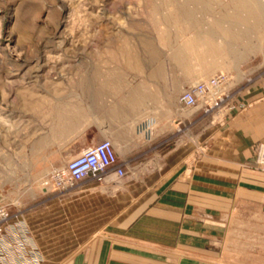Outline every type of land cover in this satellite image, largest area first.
<instances>
[{"label":"rangeland","instance_id":"rangeland-1","mask_svg":"<svg viewBox=\"0 0 264 264\" xmlns=\"http://www.w3.org/2000/svg\"><path fill=\"white\" fill-rule=\"evenodd\" d=\"M110 74L133 87L135 116L160 111L157 104L170 97L164 82L180 80L181 93L218 75L226 77L223 101L208 115L221 118L227 102L232 114H247L264 103V0H0V206L11 215L1 256H29L36 246L42 264V252L61 251L44 248L47 242L89 235L60 231V217L58 232L36 234L31 220L48 196L65 197L42 183L91 139L63 137V130L85 126L96 134L94 82ZM134 124V157L122 179H159L166 170L142 164L148 138L141 121ZM262 149L264 136L253 144L255 164H214L213 208L184 209L180 243L170 248L180 264H264ZM199 155L185 154L178 171L184 190L207 170L190 164ZM155 187L134 185L131 207ZM118 188L120 199L127 186ZM136 224L113 238L146 240L163 227ZM19 225L23 233L13 228Z\"/></svg>","mask_w":264,"mask_h":264},{"label":"crops","instance_id":"crops-1","mask_svg":"<svg viewBox=\"0 0 264 264\" xmlns=\"http://www.w3.org/2000/svg\"><path fill=\"white\" fill-rule=\"evenodd\" d=\"M160 87L163 90L168 88L170 94L157 104L160 111L135 116L134 105L140 101L134 102L135 91L125 80L110 74L94 82L96 134L91 135L83 126L72 132L69 128L63 130V137H91L81 140L80 147L109 139L118 163L127 168L126 164H132L134 157V122L140 120L148 140L142 142L146 148L138 157H142V164H152L157 169H165L166 173L159 179L127 177L118 185L119 180L112 178L102 184L86 180L61 199L54 194L48 196L46 200H51V205L46 204L45 210L36 211L33 214L35 220H31L36 234L56 232L55 221L60 217V231L89 235L78 240L47 242L44 248L61 251L57 255L42 252V264H180L181 258L170 248L175 250L180 243L184 209L189 205L206 211L213 208L214 164H255L253 144L264 136L263 102H258L247 114H232L235 112L230 111L231 105L227 102L218 112L222 113L219 118L218 114L209 116L199 108L183 110L177 98L180 80L174 79L168 85L164 82ZM142 97L141 101H144L146 97ZM187 127L188 130L183 132ZM193 150L200 155L190 164H205L207 170L205 176L189 180V189L184 190L178 171L185 164V154ZM141 184L156 187L131 207L134 185ZM118 186H127L121 189L120 199ZM137 209L140 211L135 212ZM146 219L163 225L160 229L157 227V231L149 232L158 236L137 241L113 238L128 234L136 223H144ZM97 233L106 236L97 237ZM167 236L171 240H166Z\"/></svg>","mask_w":264,"mask_h":264},{"label":"built area","instance_id":"built-area-1","mask_svg":"<svg viewBox=\"0 0 264 264\" xmlns=\"http://www.w3.org/2000/svg\"><path fill=\"white\" fill-rule=\"evenodd\" d=\"M225 81L226 77L224 75H218L206 81L198 82L188 90L180 93L178 103L183 110L199 108L205 114H208L222 103L223 98L218 90ZM125 169L124 164L118 163L111 141L104 139L83 149L62 168L53 170L42 185L44 188L51 187L57 194L64 196L78 189L80 184L86 180H90L95 184H102L109 178L121 180L125 175ZM10 220L9 209L0 206V243H4L2 239L9 227ZM13 228L18 233L24 232L22 225L13 226ZM30 252L32 253L29 256L23 255L21 252L18 253L21 254L19 256L12 253L5 256L0 255V264H40L42 259L38 257L37 247L35 246Z\"/></svg>","mask_w":264,"mask_h":264},{"label":"bare ground","instance_id":"bare-ground-1","mask_svg":"<svg viewBox=\"0 0 264 264\" xmlns=\"http://www.w3.org/2000/svg\"><path fill=\"white\" fill-rule=\"evenodd\" d=\"M262 152H264V149H262Z\"/></svg>","mask_w":264,"mask_h":264}]
</instances>
